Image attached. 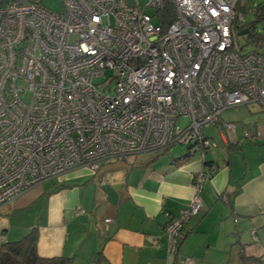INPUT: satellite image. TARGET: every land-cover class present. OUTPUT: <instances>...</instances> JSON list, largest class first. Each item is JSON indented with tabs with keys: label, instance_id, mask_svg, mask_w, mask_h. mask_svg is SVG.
I'll use <instances>...</instances> for the list:
<instances>
[{
	"label": "built area",
	"instance_id": "built-area-1",
	"mask_svg": "<svg viewBox=\"0 0 264 264\" xmlns=\"http://www.w3.org/2000/svg\"><path fill=\"white\" fill-rule=\"evenodd\" d=\"M60 1L58 13L42 0H0V210L73 169L97 172L105 161L180 143L199 151L202 165L189 204L166 214V254L176 256L218 171L205 164L216 144L204 129L218 125L231 146L236 125L221 112L264 106V56L234 44L240 0Z\"/></svg>",
	"mask_w": 264,
	"mask_h": 264
},
{
	"label": "crops",
	"instance_id": "crops-1",
	"mask_svg": "<svg viewBox=\"0 0 264 264\" xmlns=\"http://www.w3.org/2000/svg\"><path fill=\"white\" fill-rule=\"evenodd\" d=\"M228 110V109H227ZM221 112L236 125L237 142L225 146L219 126L216 148L205 164L218 166L200 193L202 208L184 226L176 256L167 257L166 214L176 216L191 200V176L201 168L199 151L173 155L146 152L102 163L97 172L73 169L34 185L0 210L6 242L37 235L40 258L70 264H264V106ZM258 131L248 141L243 132ZM80 207L83 214H76ZM110 219V223H105Z\"/></svg>",
	"mask_w": 264,
	"mask_h": 264
},
{
	"label": "trees",
	"instance_id": "trees-1",
	"mask_svg": "<svg viewBox=\"0 0 264 264\" xmlns=\"http://www.w3.org/2000/svg\"><path fill=\"white\" fill-rule=\"evenodd\" d=\"M241 9H245V6L242 5ZM238 10V7H237ZM254 15L257 20L264 19V6H259L257 10H255ZM169 16V13L167 14ZM162 25L166 23L165 21L160 22ZM255 22L251 23H236L233 27L234 35L235 32L237 34L243 30H248L249 32L246 34L249 39H251L256 44V49L259 46L264 45V35H257L254 33ZM253 53L262 55L257 51H253ZM205 133V129H204ZM190 150V149H187ZM183 230V229H182ZM182 232V231H181ZM180 236L178 245L180 243ZM36 243H37V235L35 232H29L22 239L15 242H6L1 241L0 243V264H70V259L68 258H40L36 252ZM241 264H261L257 260L252 258L241 257Z\"/></svg>",
	"mask_w": 264,
	"mask_h": 264
},
{
	"label": "rangeland",
	"instance_id": "rangeland-1",
	"mask_svg": "<svg viewBox=\"0 0 264 264\" xmlns=\"http://www.w3.org/2000/svg\"><path fill=\"white\" fill-rule=\"evenodd\" d=\"M129 2V1H128ZM136 3L140 6L145 5L144 0H136ZM42 5L46 7L47 9H50L54 12H62L63 6L60 0H42ZM242 5L245 6V9H241ZM264 6V0H240L238 3V13H241L244 18V23H253L255 22V29L254 33L259 35H264V19H260L258 21L256 16L254 15L255 10H257L258 7ZM241 23V22H238ZM235 47L239 49L240 53L245 54L247 52H253L257 51L261 54H264V45L259 46V48L256 49V44L247 37V35L238 36L237 32H235ZM229 114H232L234 112L233 109H228L226 111ZM188 123L187 118H180L177 121V125L179 127H184ZM205 135L211 136L212 139L217 140V133L216 129L213 126H208L205 128ZM209 138V137H208ZM211 139V140H212ZM173 155H179L183 152L187 151V147L185 145H181L180 143H176L172 146L170 149ZM214 150H211L209 152H212Z\"/></svg>",
	"mask_w": 264,
	"mask_h": 264
},
{
	"label": "water",
	"instance_id": "water-1",
	"mask_svg": "<svg viewBox=\"0 0 264 264\" xmlns=\"http://www.w3.org/2000/svg\"><path fill=\"white\" fill-rule=\"evenodd\" d=\"M248 32H249L248 30H243V31L239 32L237 35L238 36L246 35Z\"/></svg>",
	"mask_w": 264,
	"mask_h": 264
}]
</instances>
